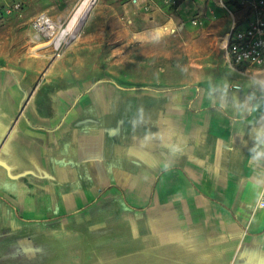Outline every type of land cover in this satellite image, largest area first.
<instances>
[{
	"label": "crops",
	"instance_id": "0c3cea01",
	"mask_svg": "<svg viewBox=\"0 0 264 264\" xmlns=\"http://www.w3.org/2000/svg\"><path fill=\"white\" fill-rule=\"evenodd\" d=\"M179 1L97 0L0 166V264H264V71Z\"/></svg>",
	"mask_w": 264,
	"mask_h": 264
},
{
	"label": "rangeland",
	"instance_id": "374dc122",
	"mask_svg": "<svg viewBox=\"0 0 264 264\" xmlns=\"http://www.w3.org/2000/svg\"><path fill=\"white\" fill-rule=\"evenodd\" d=\"M81 1L26 0L22 15L0 23V166L19 123L30 121L39 108L48 106L51 92L67 88L71 83L69 74L71 70L76 73L77 67L62 64L60 59L81 38L97 0L76 35L68 36L59 48L55 44L45 45L54 36L36 31L33 20L45 13L55 25L65 28Z\"/></svg>",
	"mask_w": 264,
	"mask_h": 264
},
{
	"label": "built area",
	"instance_id": "2783aa9c",
	"mask_svg": "<svg viewBox=\"0 0 264 264\" xmlns=\"http://www.w3.org/2000/svg\"><path fill=\"white\" fill-rule=\"evenodd\" d=\"M25 4V0H0V23L22 15ZM218 6L230 17V30L223 47L227 67L249 76L264 71V0H218ZM209 20L208 14L198 15L192 24L204 30ZM53 25L54 21L45 13L33 20V27L39 33L54 31Z\"/></svg>",
	"mask_w": 264,
	"mask_h": 264
},
{
	"label": "bare ground",
	"instance_id": "6f19581e",
	"mask_svg": "<svg viewBox=\"0 0 264 264\" xmlns=\"http://www.w3.org/2000/svg\"><path fill=\"white\" fill-rule=\"evenodd\" d=\"M96 0H82L78 6H76L74 12L70 17L68 25L63 28L62 25H53L50 34L54 37L51 42L46 43L45 45L55 44L56 48H59L64 40L68 36L74 37L78 32L79 26L83 23L85 16L90 12ZM58 29V31H57ZM44 45V44H43Z\"/></svg>",
	"mask_w": 264,
	"mask_h": 264
},
{
	"label": "trees",
	"instance_id": "16d2710c",
	"mask_svg": "<svg viewBox=\"0 0 264 264\" xmlns=\"http://www.w3.org/2000/svg\"><path fill=\"white\" fill-rule=\"evenodd\" d=\"M180 1L179 0H177V4H173L172 6H171V8L172 9H175V8H177L178 6H179V3Z\"/></svg>",
	"mask_w": 264,
	"mask_h": 264
}]
</instances>
